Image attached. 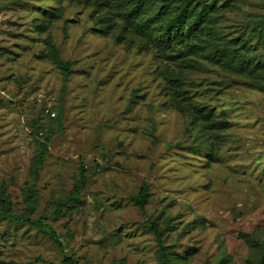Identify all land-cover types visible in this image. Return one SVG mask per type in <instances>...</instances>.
<instances>
[{
    "label": "rangeland",
    "instance_id": "obj_1",
    "mask_svg": "<svg viewBox=\"0 0 264 264\" xmlns=\"http://www.w3.org/2000/svg\"><path fill=\"white\" fill-rule=\"evenodd\" d=\"M196 2L264 64V0ZM137 4L0 0V196L32 219L0 218V264H163L152 221L170 264H264V72L209 58V30L162 42Z\"/></svg>",
    "mask_w": 264,
    "mask_h": 264
},
{
    "label": "trees",
    "instance_id": "obj_2",
    "mask_svg": "<svg viewBox=\"0 0 264 264\" xmlns=\"http://www.w3.org/2000/svg\"><path fill=\"white\" fill-rule=\"evenodd\" d=\"M161 2L156 0H137L138 4L136 6L138 9H142V7H144L150 11V14H147L148 16L145 15L146 17L140 20L138 24L139 27L144 29L148 24L155 23L158 31L161 33V41L165 43L170 41L174 42L177 37L190 38L188 36H193L194 32L198 30H209L207 32L208 36L206 41L211 43L212 46L208 43L206 44L208 47L203 48L206 55H208L211 59H218L220 61L226 59L224 57H229V65H233V68L244 72L247 77L262 83L261 76L264 72V64L258 59L254 60L249 57L248 52H241L242 47L245 46V42L239 46L237 44H219V42L216 41L217 39L214 37V34L210 32V22L214 16L208 3L201 4L196 2V0H161ZM140 10H127L125 12L126 18L130 19L135 13H142ZM257 33L259 35H264V20L262 22L261 29ZM65 68H68V64H65ZM249 85L254 86L253 84ZM255 86L264 89V86L261 84ZM47 152V145H44L37 158L38 165L43 163ZM86 182V170L83 167L81 169L80 180L76 183L70 199L73 201L80 199L81 188L86 184ZM149 196L148 187L146 184H143L140 187L139 193L132 197L133 202L140 209V211H145V206L148 203ZM59 207L60 205L58 208ZM58 208L57 211L59 210ZM0 218L15 222L29 223L32 221V219L26 215L14 213L11 210L9 202L3 196H0ZM146 227L154 233L159 243L163 264H170L169 253L167 247L164 245L162 227L155 221L150 222L146 225ZM52 237L55 239L58 246L62 248V244L55 234H53ZM64 261L69 264H77V262L72 258H65Z\"/></svg>",
    "mask_w": 264,
    "mask_h": 264
}]
</instances>
